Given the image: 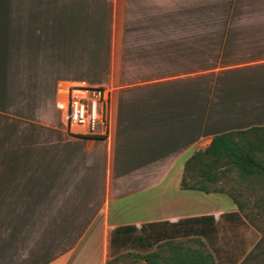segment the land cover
Instances as JSON below:
<instances>
[{"label": "crops", "instance_id": "0c3cea01", "mask_svg": "<svg viewBox=\"0 0 264 264\" xmlns=\"http://www.w3.org/2000/svg\"><path fill=\"white\" fill-rule=\"evenodd\" d=\"M102 69L56 80L110 91L109 135H72L52 73ZM254 126L264 0H0V264H162L195 218L242 214L181 179L215 135ZM128 226L138 243L115 235Z\"/></svg>", "mask_w": 264, "mask_h": 264}, {"label": "trees", "instance_id": "16d2710c", "mask_svg": "<svg viewBox=\"0 0 264 264\" xmlns=\"http://www.w3.org/2000/svg\"><path fill=\"white\" fill-rule=\"evenodd\" d=\"M222 169L224 171H221ZM228 171H235L242 181L247 180L250 184L255 182L264 185V126H254L215 135L207 147L195 151L186 160L181 188L204 193H224L221 187L211 188L209 183L218 181L220 173ZM193 175H196V178ZM228 196L242 213L246 203L240 201L233 193H229ZM233 217H235L233 214L225 216V218ZM193 221L196 224V230L198 228L202 235L207 236L215 232L216 226L212 216L198 217ZM206 221H209L210 224H206ZM152 224L149 226L154 227L155 224ZM134 230L133 226H128L124 229L117 228L114 233L115 235L124 233L125 242L135 241L138 243V238L132 234ZM171 238V236H167L163 243L166 253L162 257V264H208L209 261L210 264H213L211 255L207 251H203L200 247H184L180 243L173 242ZM195 240L199 241V239ZM199 245L204 247L201 242ZM155 256L156 251H153L143 254L142 258L154 264Z\"/></svg>", "mask_w": 264, "mask_h": 264}, {"label": "rangeland", "instance_id": "374dc122", "mask_svg": "<svg viewBox=\"0 0 264 264\" xmlns=\"http://www.w3.org/2000/svg\"><path fill=\"white\" fill-rule=\"evenodd\" d=\"M103 70L100 73L91 74L78 71L76 75L70 70L68 72L62 71V74L52 73L54 117L55 115L57 117L63 116L62 111L56 107L59 93L55 89V83L58 78H81L83 76L84 78L102 80L106 77ZM89 84L92 87L96 83L90 82ZM60 94H62L60 98L63 99L64 91H61ZM62 118L64 119V117ZM194 178H196V175ZM209 186L211 188L221 187L227 195L229 193L235 194L240 201L246 203V206L239 217H221L215 225V232L211 235L200 236L202 234L197 228L195 230L196 235L190 238V246L200 247L203 251H207L211 255L213 264H264V185L255 182L250 184L247 180L242 181L235 171H228L221 172L218 181L210 182ZM228 201L230 204L232 203L230 198H228ZM195 239H199L204 247L200 246V242ZM151 249L153 247L147 248V250ZM208 264H210V261Z\"/></svg>", "mask_w": 264, "mask_h": 264}, {"label": "built area", "instance_id": "2783aa9c", "mask_svg": "<svg viewBox=\"0 0 264 264\" xmlns=\"http://www.w3.org/2000/svg\"><path fill=\"white\" fill-rule=\"evenodd\" d=\"M109 89L73 84L59 94L57 109L62 111L69 133L76 136L106 137L109 135Z\"/></svg>", "mask_w": 264, "mask_h": 264}]
</instances>
